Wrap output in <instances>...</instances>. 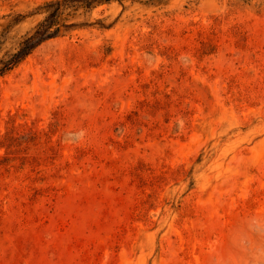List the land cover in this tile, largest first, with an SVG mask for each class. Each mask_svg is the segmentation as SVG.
Returning a JSON list of instances; mask_svg holds the SVG:
<instances>
[{"label": "rangeland", "instance_id": "obj_1", "mask_svg": "<svg viewBox=\"0 0 264 264\" xmlns=\"http://www.w3.org/2000/svg\"><path fill=\"white\" fill-rule=\"evenodd\" d=\"M77 21L0 76V264H264V0Z\"/></svg>", "mask_w": 264, "mask_h": 264}, {"label": "trees", "instance_id": "obj_2", "mask_svg": "<svg viewBox=\"0 0 264 264\" xmlns=\"http://www.w3.org/2000/svg\"><path fill=\"white\" fill-rule=\"evenodd\" d=\"M128 1L140 4L146 8L167 5L171 0H50L36 8V13L43 15L33 27L26 31L10 49L0 56V76L15 68L43 42L63 36L71 30L82 27L80 15L90 12L102 4ZM18 18L9 20L3 27L1 38L12 26L18 23ZM2 42H0V52Z\"/></svg>", "mask_w": 264, "mask_h": 264}]
</instances>
